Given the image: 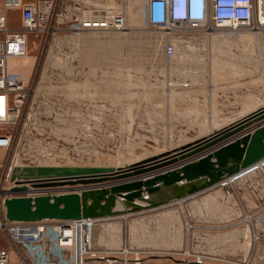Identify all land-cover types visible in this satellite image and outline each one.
Returning <instances> with one entry per match:
<instances>
[{"label":"rangeland","instance_id":"374dc122","mask_svg":"<svg viewBox=\"0 0 264 264\" xmlns=\"http://www.w3.org/2000/svg\"><path fill=\"white\" fill-rule=\"evenodd\" d=\"M124 15V27L111 32L74 34L58 22L49 36L29 35L27 56L17 62L29 88L34 81L35 86L19 119L0 124V134L11 135L15 143L11 158L5 153L2 164L9 160L11 166L125 167L206 137L264 107V43L257 47L250 25L236 31L179 28L170 34L147 24L145 0H127ZM19 19L17 10L12 30L21 29ZM171 41L176 52L169 57L164 48ZM253 54L258 55L260 80L250 105L238 96H226L219 71L236 64L250 69ZM209 84L214 86L211 93L203 89ZM246 85L251 83L241 85L243 91L250 89ZM232 101L236 105H227ZM257 164L234 176L230 184L213 188L234 199L235 205L224 213L252 209L238 195L252 174L264 179V160ZM12 184L3 180L0 190ZM159 208L158 215L115 217L116 231L108 235L106 241L112 244L107 246L130 248L149 259L171 252L176 228L170 220L178 213L184 217L180 227L185 233L190 232L187 225L192 230L197 221L185 220L190 209L186 201ZM219 217L214 231L226 228L227 222V229L247 224L242 217H222L227 221ZM101 243L94 240L95 247L104 248ZM8 247L0 230V250Z\"/></svg>","mask_w":264,"mask_h":264},{"label":"built area","instance_id":"2783aa9c","mask_svg":"<svg viewBox=\"0 0 264 264\" xmlns=\"http://www.w3.org/2000/svg\"><path fill=\"white\" fill-rule=\"evenodd\" d=\"M126 5L127 0H0V109L3 110L0 112V124L19 119L35 86L34 81L29 88L22 75L25 70L17 62L27 56L30 34L37 37L47 32L49 36L58 22L68 25L66 30L74 34L120 30L124 27ZM145 9L147 24L170 34L179 28L206 32L230 28L236 31L250 25L253 33L264 29L261 0H145ZM17 10L20 11L21 29L12 30L10 12ZM164 51L167 56H173L175 43L168 42ZM181 85L188 87V84ZM14 146L11 135L0 134V149L9 154V159ZM6 162L4 165L0 161V184L3 180L10 181L13 169L30 166H11L9 160ZM240 173L221 183L230 184L232 178ZM249 177L250 184L243 187L238 198L245 203L242 200L246 195L251 200L248 205L252 202L256 208L248 211L249 214L239 208L235 211L237 219L242 217L250 230V246L243 259L215 257L185 248L181 252L170 253L169 260L158 264H207V261L213 264H264V207L260 208L264 204V201L261 203L264 200V179ZM11 183L14 186V182ZM0 194L3 201L7 195ZM224 197L229 206L235 205L231 195ZM178 203L182 201L178 200ZM109 219L114 218L21 222L7 221L2 213L0 230L9 247L8 250H0V264H148L138 251L130 248L114 250L94 246L97 221ZM187 227L188 230L192 228L190 224Z\"/></svg>","mask_w":264,"mask_h":264},{"label":"water","instance_id":"95a60500","mask_svg":"<svg viewBox=\"0 0 264 264\" xmlns=\"http://www.w3.org/2000/svg\"><path fill=\"white\" fill-rule=\"evenodd\" d=\"M263 160L261 107L209 136L125 167L15 168L9 178L14 186L0 191L7 195L4 217L21 222L123 217L203 192Z\"/></svg>","mask_w":264,"mask_h":264},{"label":"crops","instance_id":"0c3cea01","mask_svg":"<svg viewBox=\"0 0 264 264\" xmlns=\"http://www.w3.org/2000/svg\"><path fill=\"white\" fill-rule=\"evenodd\" d=\"M16 15H17V11L10 12L12 22L14 21ZM261 30H259L256 33H253V40L256 41L257 47H261L264 43V32H261ZM252 58H253L252 60L253 64H251L250 69L249 67H244L240 64H236L233 67L222 68L219 71L220 81H221L220 84H221V87L224 89L226 96H232V95L234 97L238 96L240 97V99H243L245 102L246 101L250 102V105H254V97L256 95V92L259 86V80H260L259 79L260 74L258 70V55L253 54ZM249 74H250V78L248 77ZM244 80H247V81H244ZM249 80L251 82H249ZM245 82L251 83V85H246L247 87L250 86L249 87L250 89L244 88L245 91H243L242 90L243 86L241 85L245 84ZM254 82L256 83V85L254 84ZM213 88L214 86L212 84L204 85L203 87V89H205L206 91L210 93L213 92L214 90ZM212 101L213 99L209 100L210 103H212ZM233 101L227 102V105H236L235 103H233ZM210 134L211 133L205 136H209ZM4 154L5 152L2 149H0V161H1V158L4 156ZM213 188L205 190V191L209 190L208 193H205L204 191L201 193H197L195 195L188 196L184 199H181L182 202L186 201V204L188 202L189 207H190V209H188V214H187L188 217H186L185 220L189 218L188 221L192 223L194 221H197V222H195V225H193V229L189 230L190 232L185 233L184 230H182L180 227V225H182V221L184 217L181 218V216L177 212L178 214H176L173 217V219L170 220L171 225H175V228H176L175 235L172 236L171 252L166 253V255H163V256L155 255V256H152L150 259L149 257H144L145 261L148 264H158L161 261H167L169 260L168 256L170 253L181 252L185 248H188L191 251L196 252V253L210 254L215 257H224V258H228L231 260H237V259L241 260L246 256L247 251L250 246L249 227L244 226V225H238V226L233 227L234 224H231L232 228L230 227L231 229L229 228L227 229L228 227L227 223H229L227 222L225 225L226 228L223 229V227H220L219 231L212 230L214 229L213 225L215 223L214 220H216L217 218V214L220 215L219 218L221 220L224 219V221H227V219L225 218L222 219V217H224L225 215L228 218L229 216L233 217V215L234 217L237 218L236 212L231 213V214H229L228 212H226L227 214L224 213V211L229 210V205H228L229 202L228 200H225L224 194L222 195V193H219V190L216 189L217 190L216 191V190H213ZM228 197L231 198L230 196ZM242 201L247 203L251 200H249L246 195H243ZM172 202L173 201H171V203ZM174 202H177V201L174 200ZM213 202H215V205H212ZM249 205L251 206L253 210L256 208L254 207L255 204H253L252 202ZM115 208L116 209L121 208L119 201H117V206ZM199 208H200V211H199L200 213L197 211V209ZM161 209L162 208L151 209V210L143 211L138 214H131L126 217L133 218V217H136V215H141V214L142 215H147V214L158 215L160 213V211L158 210H161ZM175 210L177 211V209ZM126 217H120V218L125 219ZM202 221L204 222L203 224L201 223ZM115 222H116L115 218L109 219V220H99L97 221V224L94 228L95 239L98 241V244L101 240L102 242L101 245H103L104 248L110 247V246H107L108 243L109 245L112 244L106 240L111 238V236H108L110 233L112 234L111 231H116L114 230V228H112V226L117 227V223ZM99 247H102V246H99ZM172 263L177 264V262H172ZM214 263L219 264L217 262H214ZM207 264H213V263L211 261H207Z\"/></svg>","mask_w":264,"mask_h":264},{"label":"bare ground","instance_id":"6f19581e","mask_svg":"<svg viewBox=\"0 0 264 264\" xmlns=\"http://www.w3.org/2000/svg\"><path fill=\"white\" fill-rule=\"evenodd\" d=\"M261 17L262 18H264V0H261ZM0 112L2 113L3 112V110L2 109H0ZM217 195V194H216ZM223 195V194H222ZM212 197V196H211ZM213 199H215V198H213ZM222 200V199H221ZM177 202H178V200H176ZM173 202H174V200H173ZM171 203V202H170ZM219 204V203H218ZM126 216H128V215H125V216H123V217H126Z\"/></svg>","mask_w":264,"mask_h":264}]
</instances>
